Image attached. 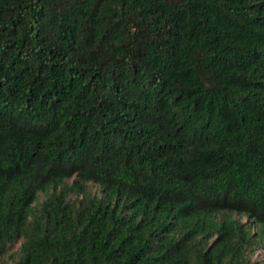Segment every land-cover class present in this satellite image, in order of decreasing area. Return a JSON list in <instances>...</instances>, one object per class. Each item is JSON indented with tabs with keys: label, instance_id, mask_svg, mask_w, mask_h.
Instances as JSON below:
<instances>
[{
	"label": "trees",
	"instance_id": "16d2710c",
	"mask_svg": "<svg viewBox=\"0 0 264 264\" xmlns=\"http://www.w3.org/2000/svg\"><path fill=\"white\" fill-rule=\"evenodd\" d=\"M256 246L264 0H0V264Z\"/></svg>",
	"mask_w": 264,
	"mask_h": 264
},
{
	"label": "rangeland",
	"instance_id": "374dc122",
	"mask_svg": "<svg viewBox=\"0 0 264 264\" xmlns=\"http://www.w3.org/2000/svg\"><path fill=\"white\" fill-rule=\"evenodd\" d=\"M97 187L94 185H90V190L92 192L97 191ZM44 198V194H39V201H42ZM233 217L239 218L241 221L246 222L247 218L245 216H238L234 214ZM250 264H264V246H256L250 252Z\"/></svg>",
	"mask_w": 264,
	"mask_h": 264
}]
</instances>
